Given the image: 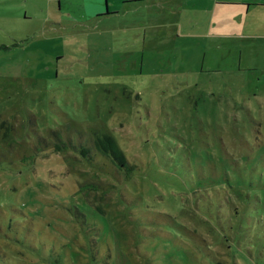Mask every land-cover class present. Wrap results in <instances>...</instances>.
Here are the masks:
<instances>
[{
	"label": "rangeland",
	"instance_id": "obj_1",
	"mask_svg": "<svg viewBox=\"0 0 264 264\" xmlns=\"http://www.w3.org/2000/svg\"><path fill=\"white\" fill-rule=\"evenodd\" d=\"M0 264H264V0H0Z\"/></svg>",
	"mask_w": 264,
	"mask_h": 264
},
{
	"label": "trees",
	"instance_id": "obj_2",
	"mask_svg": "<svg viewBox=\"0 0 264 264\" xmlns=\"http://www.w3.org/2000/svg\"><path fill=\"white\" fill-rule=\"evenodd\" d=\"M95 148L105 156H109L113 164L119 167H125L126 162L122 156V153L118 150L113 139L108 135H102L99 138H96L94 143ZM86 149L82 151V155H85Z\"/></svg>",
	"mask_w": 264,
	"mask_h": 264
}]
</instances>
